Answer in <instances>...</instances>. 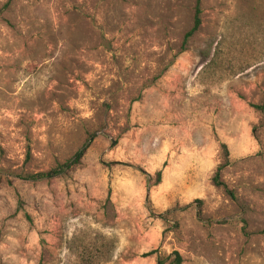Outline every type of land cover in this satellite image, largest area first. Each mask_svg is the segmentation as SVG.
I'll list each match as a JSON object with an SVG mask.
<instances>
[{"label": "rangeland", "instance_id": "1", "mask_svg": "<svg viewBox=\"0 0 264 264\" xmlns=\"http://www.w3.org/2000/svg\"><path fill=\"white\" fill-rule=\"evenodd\" d=\"M192 9L0 0V264H264V0Z\"/></svg>", "mask_w": 264, "mask_h": 264}, {"label": "trees", "instance_id": "2", "mask_svg": "<svg viewBox=\"0 0 264 264\" xmlns=\"http://www.w3.org/2000/svg\"><path fill=\"white\" fill-rule=\"evenodd\" d=\"M200 15H201V10H200V0H193V9H192V16H191V26L189 30L183 35L181 42H180V51L183 50L186 42L196 33L200 26ZM254 108L258 111L264 112V104L260 106H254ZM223 150V160L224 162L219 165L214 173L212 182L214 186L220 187L225 191L224 184L220 180L219 172L227 165V153L225 150V147L222 146ZM83 155V149L78 150L72 160L70 165L67 167V165H63L62 167H59L57 171H51L48 173H38L29 177H26V180H41V179H49L52 178L53 176L59 175L60 173H63L64 170H67L71 167L77 166L79 164V161ZM226 192V191H225ZM173 260L171 264H180L181 259L180 257L176 254L173 253Z\"/></svg>", "mask_w": 264, "mask_h": 264}]
</instances>
